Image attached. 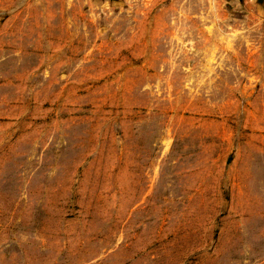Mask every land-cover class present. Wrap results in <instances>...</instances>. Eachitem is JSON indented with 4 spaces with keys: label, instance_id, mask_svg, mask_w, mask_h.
I'll use <instances>...</instances> for the list:
<instances>
[{
    "label": "rangeland",
    "instance_id": "rangeland-1",
    "mask_svg": "<svg viewBox=\"0 0 264 264\" xmlns=\"http://www.w3.org/2000/svg\"><path fill=\"white\" fill-rule=\"evenodd\" d=\"M0 264H264V0H0Z\"/></svg>",
    "mask_w": 264,
    "mask_h": 264
}]
</instances>
